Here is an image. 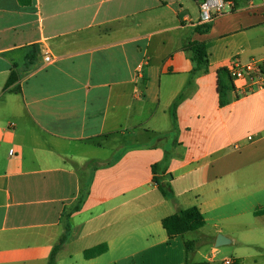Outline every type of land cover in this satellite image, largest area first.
<instances>
[{
  "label": "crops",
  "instance_id": "1",
  "mask_svg": "<svg viewBox=\"0 0 264 264\" xmlns=\"http://www.w3.org/2000/svg\"><path fill=\"white\" fill-rule=\"evenodd\" d=\"M235 2L207 17L195 0H0V264H48L55 247L54 264L194 263L200 230L161 225L192 206L204 225L224 212L201 262L243 264L217 260L218 235L264 252V89L217 94L219 69L264 58V0ZM188 40L208 58L192 79Z\"/></svg>",
  "mask_w": 264,
  "mask_h": 264
},
{
  "label": "trees",
  "instance_id": "2",
  "mask_svg": "<svg viewBox=\"0 0 264 264\" xmlns=\"http://www.w3.org/2000/svg\"><path fill=\"white\" fill-rule=\"evenodd\" d=\"M197 2H202L205 0H195ZM226 2H232L235 5V0H225ZM209 24L198 25L194 28L196 33H204L209 30ZM182 50L185 53L186 57L192 64V69L190 72V79L196 76L199 73H206L208 71V58L206 53V48L204 43H199L195 41H185L182 46ZM13 77H9L7 84L12 82ZM190 82V80H189ZM234 93V88L232 85L231 78L225 68H221L217 71V94H218V104L220 107L225 106L229 102V95ZM235 94V93H234ZM183 95H180L176 101L173 103L171 110V118L173 122V130L176 129V115L175 110L179 103L182 101ZM164 141L165 137H160L158 140ZM168 152L165 151V156L167 157ZM158 166L154 165L151 167V171L153 173V183L156 188L160 191L162 196L168 200L173 198L172 191L168 183L163 182L161 177H157ZM88 193L86 183H81V188L79 192V197L77 199L76 204L66 212V218L68 219L69 215L75 211L80 209V205L82 204L84 198ZM255 215H264V209L258 210L254 212ZM204 217L199 212L197 207L192 206L186 209L178 210L173 215L165 217L161 220L162 228L165 230L167 237L172 239L176 236H182L185 233L193 232L201 229L204 226ZM66 230H68V226H66ZM62 241V240H61ZM191 242L185 243V249L188 252L191 249ZM106 245H98L84 252L85 259H91L103 254L106 251ZM57 248L55 247L48 259V264H54L55 255ZM187 264H206L205 262H194Z\"/></svg>",
  "mask_w": 264,
  "mask_h": 264
},
{
  "label": "built area",
  "instance_id": "3",
  "mask_svg": "<svg viewBox=\"0 0 264 264\" xmlns=\"http://www.w3.org/2000/svg\"><path fill=\"white\" fill-rule=\"evenodd\" d=\"M228 4L225 0H205L199 3V10L209 17L213 13L221 14ZM44 60L51 62L53 58L47 54ZM226 70L231 78L235 94L245 95L264 89V58L246 63L234 61ZM223 264H232V261L226 259Z\"/></svg>",
  "mask_w": 264,
  "mask_h": 264
},
{
  "label": "rangeland",
  "instance_id": "4",
  "mask_svg": "<svg viewBox=\"0 0 264 264\" xmlns=\"http://www.w3.org/2000/svg\"><path fill=\"white\" fill-rule=\"evenodd\" d=\"M256 4L258 2V0H255ZM225 13L229 12L228 7H226L224 9ZM170 142V139L166 142H163L164 145L168 146V143ZM231 150H234L233 147H230ZM240 211H242V208H239ZM224 213V212H222ZM221 213V214H222ZM221 214H219V212H215L214 214H212L211 217L212 220H210L209 222H207V224L204 225L203 228L199 229L200 233L202 236L199 237V241H197L196 243L191 245V248L193 249V259L194 262H201V261H205L206 257H210V259H212L214 256L213 254L210 252V247L212 245V240L215 236V228H213V224L214 222L219 218L218 216H220ZM227 215V214H224ZM242 219L245 220V217H243ZM231 232H236V231H244V230H228ZM194 236V235H193ZM191 237V239H194V237ZM198 235H195V237ZM237 248L236 253L234 252V250ZM216 250L218 251V256L216 257L217 260L226 257V258H231L233 259V257L236 256H241L243 258L242 262L243 264H252L253 260H261L262 258H260V255H264V252L262 251H258L254 246L252 245H245V244H240V245H220L216 247ZM235 253V254H234Z\"/></svg>",
  "mask_w": 264,
  "mask_h": 264
},
{
  "label": "water",
  "instance_id": "5",
  "mask_svg": "<svg viewBox=\"0 0 264 264\" xmlns=\"http://www.w3.org/2000/svg\"><path fill=\"white\" fill-rule=\"evenodd\" d=\"M229 243H230V241L227 238H225V237H223L221 235H218L217 238H216V241H215V245L216 246L226 245V244H229Z\"/></svg>",
  "mask_w": 264,
  "mask_h": 264
}]
</instances>
